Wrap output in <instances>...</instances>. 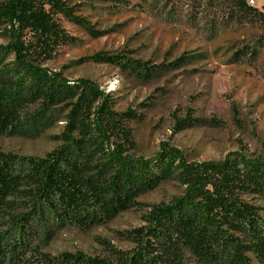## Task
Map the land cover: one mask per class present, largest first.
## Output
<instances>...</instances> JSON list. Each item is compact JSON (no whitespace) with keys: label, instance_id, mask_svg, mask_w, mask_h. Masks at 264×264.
Returning <instances> with one entry per match:
<instances>
[{"label":"trees","instance_id":"obj_1","mask_svg":"<svg viewBox=\"0 0 264 264\" xmlns=\"http://www.w3.org/2000/svg\"><path fill=\"white\" fill-rule=\"evenodd\" d=\"M72 1L0 0V28L9 37L0 46V136L33 139L59 115L64 122L60 145L43 158L0 152V219L5 210L25 209L8 215L7 230L0 231V264H9L26 245L31 227H45L48 234L47 227L103 225L166 182L176 183L181 193L143 214L144 226L130 232L131 252H115L113 262L37 253L35 264H264V159L231 152L217 162H189L166 145L149 159L131 157L119 144L108 149L105 143L114 134L128 141L122 125L135 113L114 112L109 95L92 83H70L41 66L58 46L72 41L56 16L96 36L74 15ZM234 9L264 28V15L245 0H234ZM253 38L252 47H264V37ZM89 60L150 78L144 65L120 56L98 54ZM184 62L181 56L168 66Z\"/></svg>","mask_w":264,"mask_h":264},{"label":"rangeland","instance_id":"obj_2","mask_svg":"<svg viewBox=\"0 0 264 264\" xmlns=\"http://www.w3.org/2000/svg\"><path fill=\"white\" fill-rule=\"evenodd\" d=\"M71 5L74 15L83 18L96 36L56 16L72 41L58 46L41 66L70 83H92L109 95L112 111L135 113L122 125L128 141L114 134L105 143L108 149L119 144L131 157L149 159L166 145L189 162H217L231 152L249 160L264 159V47H252L253 37H264V28L256 19L237 13L234 0H74ZM249 7L264 15V0H253ZM8 41L0 28V46ZM98 54L144 65L150 78H136L128 68L89 60ZM181 56L183 65L168 66ZM59 116L37 138L0 136V152L43 158L60 145L64 122ZM184 120L187 123L178 125ZM180 193L176 183H163L139 196L130 210L89 229L47 227L50 233L44 234L45 227H31L32 236L9 264H35L37 253L113 262L115 252L134 248L130 232L144 226L143 214ZM24 211L5 210L0 231L7 230L8 215ZM260 216L264 221V211Z\"/></svg>","mask_w":264,"mask_h":264},{"label":"built area","instance_id":"obj_3","mask_svg":"<svg viewBox=\"0 0 264 264\" xmlns=\"http://www.w3.org/2000/svg\"><path fill=\"white\" fill-rule=\"evenodd\" d=\"M247 1V4L249 5V6H252L253 5V0H246Z\"/></svg>","mask_w":264,"mask_h":264}]
</instances>
